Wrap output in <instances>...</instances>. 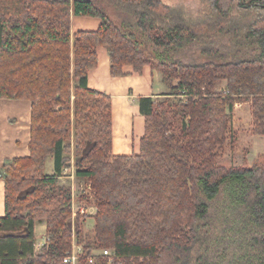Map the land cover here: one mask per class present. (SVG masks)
Wrapping results in <instances>:
<instances>
[{
	"label": "trees",
	"instance_id": "obj_1",
	"mask_svg": "<svg viewBox=\"0 0 264 264\" xmlns=\"http://www.w3.org/2000/svg\"><path fill=\"white\" fill-rule=\"evenodd\" d=\"M203 1L192 18L162 0H0V100L30 105L29 155L0 167V264H62L73 236L80 264L95 250L113 252L96 264H264V165H216L236 103L264 136V0ZM72 17L98 25L72 31ZM191 48L198 60L178 57ZM100 49L110 77L155 70L173 98L138 99L144 130L127 156H110L111 99L88 85ZM72 166L96 209L84 245L59 184Z\"/></svg>",
	"mask_w": 264,
	"mask_h": 264
},
{
	"label": "rangeland",
	"instance_id": "obj_2",
	"mask_svg": "<svg viewBox=\"0 0 264 264\" xmlns=\"http://www.w3.org/2000/svg\"><path fill=\"white\" fill-rule=\"evenodd\" d=\"M164 3L181 7L185 14L192 18H201L204 14L207 13V5L204 3L203 0H162ZM110 18L113 20L118 21L116 16L110 12ZM98 25L97 20L92 19H84L81 17H72L71 19V30L78 31V30H92ZM139 38V37H138ZM148 51L146 50V54L149 56L158 57V51L154 48L147 47ZM180 59L188 62L192 59L198 60L199 53L195 48L188 49L185 54L178 56ZM109 68V57L108 52L105 49L99 50V66L98 72L103 77L101 80L97 81L96 83L102 84V87H98V90L102 89L110 94H126L128 89L132 88L135 92H138L137 88L132 84H128L127 82L117 81L109 76L108 72ZM147 77H149L148 81L152 88L156 89L154 92L156 93V97H154L156 102L164 103L165 105L168 102H171L173 98L165 97L167 94V89L162 84L161 75L158 71H150L146 70L145 73ZM94 74H88V78L93 80ZM147 77H145L147 79ZM144 79V78H143ZM113 81V88L109 90V81ZM146 82V80L144 79ZM91 87H94L92 82L90 83ZM225 87V82L221 83L219 87L215 90V93L219 94ZM97 89V88H96ZM124 100L120 102L116 101L114 110H115V119L120 127V123L122 127L126 128V121L127 119L130 120V131L133 133L134 138L136 136H141L143 132V124L144 120L138 112V99L130 98V97H123ZM25 102V101H22ZM16 110L4 111L5 115L10 119H17ZM15 113V114H14ZM27 118L24 116L21 120V123L18 126V129L22 130V133H27V125L25 124ZM12 124V123H11ZM10 126V125H9ZM115 122L112 121V132H113V140L114 137L117 136L118 132H115L114 129ZM20 127V128H19ZM121 127V130H122ZM132 128V129H131ZM120 129V128H119ZM117 146V144H116ZM135 152L138 151L137 148L133 149ZM131 153V152H130ZM114 155V153H111ZM71 159V156H70ZM51 164L47 161L46 162V172L50 171ZM216 165L220 167H224L228 169L230 167L235 168H250L253 165H264V136L256 134L253 128V122L251 118V111H250V104L248 102H238L234 106L232 120L230 125V130L227 133L226 139L221 146L217 150V159ZM52 172V171H51ZM59 184L63 186H67L71 190V199L74 198V204L76 208H83L85 209V214L81 216V236L79 238L80 242L84 245L88 241H92L94 238L93 235V214H95V207L92 203L93 193L91 191L90 183L78 181L74 178V168L73 166L70 169H66L64 171V176L59 180ZM74 196V197H73ZM73 203V200H71ZM36 249L39 250L40 247L45 242V235L39 230L36 233ZM98 253L97 250H95Z\"/></svg>",
	"mask_w": 264,
	"mask_h": 264
},
{
	"label": "crops",
	"instance_id": "obj_3",
	"mask_svg": "<svg viewBox=\"0 0 264 264\" xmlns=\"http://www.w3.org/2000/svg\"><path fill=\"white\" fill-rule=\"evenodd\" d=\"M97 26V25H96ZM99 66V64H98ZM109 72V68H108ZM90 73H93V80L90 81L88 78V85L91 89H95L98 92L104 93L111 99V121L115 122V132H118V138L117 136L114 137L113 140V132H112V148H111V157H117V156H127L131 154L134 148L136 149L139 141L143 135L136 136L134 138L133 133L130 131V120L127 119L126 121V128L124 124V128L122 127L120 123V127L118 126L116 119H115V104L116 101L120 102L123 99V97L127 98H137L140 97H150L152 99H155L156 93L154 92L156 89L152 88L149 84V77H147L146 74L143 76H133V77H123V78H114L117 79V81L121 82H127L128 84H132L135 86L138 90V92H135L134 89L130 88L128 89L126 94H110L106 91H103L102 89L98 90V87H102V84L96 83L97 81L102 79V75L98 72V67ZM110 76V75H109ZM147 77V79L145 78ZM146 82L144 81V79ZM109 81V90L113 88V81ZM94 85V87L90 86V83ZM97 88V89H96ZM6 110L14 111L16 110V116L17 119H10L5 115L4 111ZM14 113V114H15ZM138 113V112H137ZM139 114V113H138ZM26 116L27 120L25 124L27 125V133H22L20 129H18L19 124L21 123L22 118ZM142 117V116H140ZM143 118V117H142ZM144 120V119H143ZM12 123V124H11ZM29 124H30V105L27 102L22 101H12V100H0V167L2 166V163L5 159H12V158H25L29 155L28 152V142H29ZM10 125V126H9ZM122 127V130H121ZM20 128V127H19ZM120 128V129H119ZM132 129V128H131ZM143 130H144V124H143ZM117 144V146H116ZM131 152V153H130ZM48 162L51 164L50 171L46 172L48 175L52 174V159H49ZM4 197H5V187L3 181L0 179V218L4 216ZM41 231L42 234L45 235V225L39 224L35 225L34 231L35 235L37 231ZM37 239V238H36ZM38 240V239H37Z\"/></svg>",
	"mask_w": 264,
	"mask_h": 264
},
{
	"label": "built area",
	"instance_id": "obj_4",
	"mask_svg": "<svg viewBox=\"0 0 264 264\" xmlns=\"http://www.w3.org/2000/svg\"><path fill=\"white\" fill-rule=\"evenodd\" d=\"M74 197V196H73ZM73 203L71 205L72 220L76 216H83L85 214V209L76 208L74 204V198H72ZM37 250V249H36ZM97 256L112 258L113 252L110 250H101L100 252H92L91 256L87 259L88 264H96L95 258ZM83 257L82 245L78 244L76 238L73 236L71 239L70 251H68L62 259V264H80V260Z\"/></svg>",
	"mask_w": 264,
	"mask_h": 264
}]
</instances>
